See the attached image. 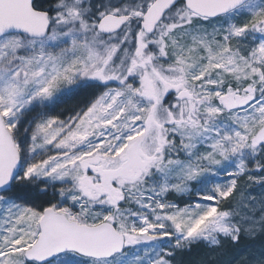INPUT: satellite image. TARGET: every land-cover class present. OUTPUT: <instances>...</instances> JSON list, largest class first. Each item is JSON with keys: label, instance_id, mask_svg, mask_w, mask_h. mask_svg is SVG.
I'll return each instance as SVG.
<instances>
[{"label": "snow or ice", "instance_id": "snow-or-ice-1", "mask_svg": "<svg viewBox=\"0 0 264 264\" xmlns=\"http://www.w3.org/2000/svg\"><path fill=\"white\" fill-rule=\"evenodd\" d=\"M0 264H264V0H0Z\"/></svg>", "mask_w": 264, "mask_h": 264}, {"label": "trees", "instance_id": "trees-1", "mask_svg": "<svg viewBox=\"0 0 264 264\" xmlns=\"http://www.w3.org/2000/svg\"><path fill=\"white\" fill-rule=\"evenodd\" d=\"M245 243L247 244V243H249L248 241H245ZM186 259H187V257H185Z\"/></svg>", "mask_w": 264, "mask_h": 264}, {"label": "rangeland", "instance_id": "rangeland-1", "mask_svg": "<svg viewBox=\"0 0 264 264\" xmlns=\"http://www.w3.org/2000/svg\"><path fill=\"white\" fill-rule=\"evenodd\" d=\"M66 108H67V106H66ZM66 108H65V109H63V110H66Z\"/></svg>", "mask_w": 264, "mask_h": 264}]
</instances>
